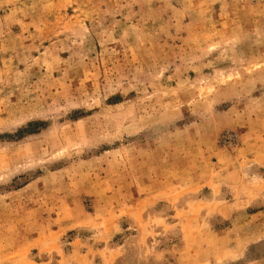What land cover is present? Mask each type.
Wrapping results in <instances>:
<instances>
[{
    "label": "rangeland",
    "instance_id": "374dc122",
    "mask_svg": "<svg viewBox=\"0 0 264 264\" xmlns=\"http://www.w3.org/2000/svg\"><path fill=\"white\" fill-rule=\"evenodd\" d=\"M0 264H264V0H0Z\"/></svg>",
    "mask_w": 264,
    "mask_h": 264
}]
</instances>
